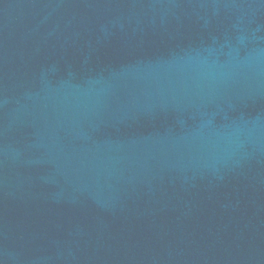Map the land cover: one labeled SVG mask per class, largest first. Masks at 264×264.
Listing matches in <instances>:
<instances>
[{
    "label": "water",
    "instance_id": "water-1",
    "mask_svg": "<svg viewBox=\"0 0 264 264\" xmlns=\"http://www.w3.org/2000/svg\"><path fill=\"white\" fill-rule=\"evenodd\" d=\"M0 264H264V0H0Z\"/></svg>",
    "mask_w": 264,
    "mask_h": 264
}]
</instances>
